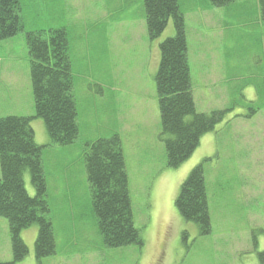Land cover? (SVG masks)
<instances>
[{"label": "rangeland", "instance_id": "374dc122", "mask_svg": "<svg viewBox=\"0 0 264 264\" xmlns=\"http://www.w3.org/2000/svg\"><path fill=\"white\" fill-rule=\"evenodd\" d=\"M184 13L197 112L224 111L193 153L166 164L154 76L169 20L148 38L143 0H20L24 30L0 41V118L34 116L26 32L65 27L79 134L46 146L54 253L35 258L37 224L20 232L25 264H264V30L259 0L223 7L178 0ZM35 141L49 138L41 118ZM118 133L129 196L142 244L108 247L91 206L83 152L88 141ZM203 166L210 232L184 220L175 199L192 168ZM25 188L34 189L28 172ZM7 225V227H6ZM8 222L0 218V262L12 258ZM9 254V255H8ZM10 256V259H9ZM28 259V260H25Z\"/></svg>", "mask_w": 264, "mask_h": 264}, {"label": "trees", "instance_id": "16d2710c", "mask_svg": "<svg viewBox=\"0 0 264 264\" xmlns=\"http://www.w3.org/2000/svg\"><path fill=\"white\" fill-rule=\"evenodd\" d=\"M223 7L235 0H209ZM148 38L154 40L172 21L174 34L159 43V63L154 76L161 132L167 166L182 164L212 130L224 111L197 112L192 94L188 41L184 13L178 0H143ZM264 30V0H259ZM20 0H0V41L24 30ZM30 56V80L34 116L0 118V218L8 222L12 258L0 264H17L28 253L20 232L37 224L35 258L54 253L55 241L49 218L47 184L42 161L46 146L69 145L78 137L74 76L65 27L26 32ZM33 118L43 120L49 143L35 141ZM91 206L99 233L108 247L142 244L134 224L122 141L118 133L86 143L83 152ZM28 172L34 195L25 188ZM203 166L192 168L181 183L175 206L180 216L197 225L201 234L210 232V215Z\"/></svg>", "mask_w": 264, "mask_h": 264}, {"label": "crops", "instance_id": "0c3cea01", "mask_svg": "<svg viewBox=\"0 0 264 264\" xmlns=\"http://www.w3.org/2000/svg\"><path fill=\"white\" fill-rule=\"evenodd\" d=\"M26 116V115H25ZM29 116H32V114H30ZM6 227H7V225H6ZM9 255V254H8ZM9 259H10V256H9ZM25 260H28V259H25ZM17 264H22V263H17ZM23 264H25V263H23Z\"/></svg>", "mask_w": 264, "mask_h": 264}]
</instances>
